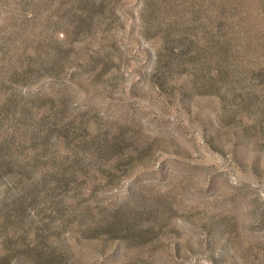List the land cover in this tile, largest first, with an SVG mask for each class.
<instances>
[{
  "label": "rangeland",
  "instance_id": "374dc122",
  "mask_svg": "<svg viewBox=\"0 0 264 264\" xmlns=\"http://www.w3.org/2000/svg\"><path fill=\"white\" fill-rule=\"evenodd\" d=\"M0 264H264V0H0Z\"/></svg>",
  "mask_w": 264,
  "mask_h": 264
}]
</instances>
